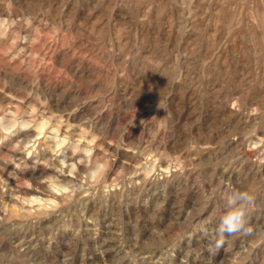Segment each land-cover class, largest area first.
<instances>
[{
  "label": "rangeland",
  "instance_id": "rangeland-1",
  "mask_svg": "<svg viewBox=\"0 0 264 264\" xmlns=\"http://www.w3.org/2000/svg\"><path fill=\"white\" fill-rule=\"evenodd\" d=\"M158 1L140 0L144 15L130 0H0V170L15 146L8 119L29 109L51 122L74 113L81 137L67 142L94 149L59 177L45 138L21 145L17 186L0 183V264H264V1L226 0L224 20L214 0ZM237 189L255 197L257 231L209 252Z\"/></svg>",
  "mask_w": 264,
  "mask_h": 264
},
{
  "label": "bare ground",
  "instance_id": "bare-ground-1",
  "mask_svg": "<svg viewBox=\"0 0 264 264\" xmlns=\"http://www.w3.org/2000/svg\"><path fill=\"white\" fill-rule=\"evenodd\" d=\"M126 1V0H125ZM159 1H161V0H159ZM158 1V2H159ZM163 1V0H162ZM207 1V0H206ZM215 2H214V8L216 9L217 8V10H216V15H217V17H218V19L220 18L221 20L223 19H225L227 16H228V9H227V3H226V0H214ZM262 1H264V0H262ZM124 2V1H123ZM132 2H134V6L132 5ZM139 2H140V0H130V2H125L124 4H127V8H128V10L130 11V13L131 12H133V11H135V12H139V13H141V14H144V9L140 6V4H139ZM152 2V1H151ZM167 2H168V0H166V3H165V1H164V4H167ZM181 2V1H180ZM188 2V1H187ZM195 3H196V5H198L199 4V0H195L194 1ZM210 2V4L212 3V0L211 1H209ZM238 2V1H237ZM141 3V2H140ZM153 3V2H152ZM160 3V2H159ZM256 3V2H255ZM188 4H189V2H188ZM251 4V3H250ZM119 5V4H118ZM200 5V4H199ZM143 6V5H142ZM162 6H164L163 4H162ZM161 6V7H162ZM248 6V5H247ZM165 7V6H164ZM192 7V6H191ZM154 8V7H153ZM155 8H157L158 9V7H155ZM196 8V7H195ZM242 8V7H241ZM251 8V7H250ZM126 9V8H125ZM148 9V8H147ZM160 9V8H159ZM164 9H166V8H164ZM191 9H193V8H191ZM197 9V8H196ZM255 9H256V6H255ZM122 10V9H121ZM154 10V9H153ZM162 10V9H161ZM239 10V9H238ZM192 11V10H191ZM231 11V10H230ZM82 12H83V10H82ZM114 12V11H113ZM121 12V11H120ZM160 12V11H159ZM129 13V14H130ZM259 13H261V12H259ZM262 13H264V8H262ZM13 14V13H12ZM138 14V13H137ZM147 14H148V12H147ZM164 14V13H163ZM257 14V13H256ZM255 14V15H256ZM5 15V14H4ZM145 15V14H144ZM167 15V14H166ZM196 15V14H195ZM251 15H252V13H251ZM3 16V15H2ZM104 16V15H103ZM161 16V15H160ZM245 16H246V14H245ZM158 17V16H157ZM257 17V16H256ZM159 18H161V17H159ZM255 18V17H254ZM253 18V19H254ZM259 18H261V17H259ZM2 19V18H1ZM5 19V18H4ZM193 19V18H192ZM217 19V18H216ZM14 20V19H13ZM83 20V19H82ZM167 20V19H166ZM231 20V19H230ZM259 20V19H258ZM3 21V20H2ZM12 21V20H11ZM15 21V20H14ZM153 21H154V25H157L158 26V21H157V19L156 18H154L153 19ZM193 21V20H192ZM191 21V22H192ZM233 21V20H232ZM166 22V21H165ZM170 22V21H169ZM194 22V21H193ZM235 22V21H234ZM254 22V21H253ZM3 23V22H2ZM4 23H5V21H4ZM71 23V22H70ZM118 23V22H117ZM124 23V22H123ZM204 23V22H203ZM140 24H142V23H140ZM167 24V23H166ZM10 25V24H9ZM40 25V24H39ZM144 24H142V28L141 29H143V26ZM168 25V24H167ZM200 25V24H199ZM2 26V25H1ZM26 26V25H25ZM28 26V25H27ZM42 26V25H41ZM157 26H155V27H157ZM200 27V26H199ZM12 28H14L13 26H12ZM24 28V27H23ZM22 28V29H23ZM134 28V27H133ZM168 28H169V26H168ZM204 28V27H203ZM258 28V27H257ZM170 29V28H169ZM169 29H165L164 30V33H163V35L165 34L166 36L168 35L167 33H168V30ZM213 29V28H212ZM259 29V28H258ZM11 30V29H10ZM9 30V31H10ZM36 30V29H35ZM38 30V29H37ZM129 30V29H128ZM140 30V29H139ZM156 30H158V29H156ZM5 31V30H4ZM3 31V32H4ZM201 31V30H200ZM213 31L214 32H216L214 29H213ZM243 31V30H242ZM260 31V30H259ZM14 32V31H13ZM23 32V31H22ZM35 32V31H34ZM51 32V31H50ZM49 32V33H50ZM128 32V31H127ZM209 32V31H208ZM237 32V31H236ZM11 33V32H10ZM217 33V32H216ZM12 35H14V34H12ZM12 35H11V37H12ZM38 35V34H37ZM44 35H46V34H44ZM92 35H93V33H92ZM48 36V35H47ZM118 36V35H117ZM5 37V36H4ZM7 37H8V35H7ZM6 37V38H7ZM26 37H28V36H26ZM33 37V36H32ZM55 37V36H54ZM60 37V36H59ZM168 37H169V35H168ZM214 37H215V35H214ZM219 37V36H218ZM34 38H35V35H34ZM50 38V37H49ZM61 38V37H60ZM65 38V37H64ZM177 38V37H176ZM217 38V37H216ZM256 38V37H255ZM31 39H33V38H31ZM73 39V38H72ZM78 39V38H77ZM201 39V38H200ZM206 39V44H212L211 42H212V39H213V33H212V35H211V37H208V38H205ZM219 39V38H218ZM243 39V38H242ZM34 40V39H33ZM41 40V39H40ZM61 40H63L62 38H61ZM166 40V39H165ZM43 41V40H42ZM201 41V40H200ZM152 42V41H151ZM204 42V41H203ZM43 43H44V41H43ZM81 43V42H80ZM16 44L18 45V46H20L21 48H25V43H24V41H16ZM34 44V43H33ZM78 44H79V42H78ZM123 44V43H122ZM125 44V43H124ZM128 44V43H127ZM167 44V43H166ZM96 45V44H95ZM158 45V44H157ZM48 46V45H47ZM248 46V45H247ZM40 47V46H39ZM69 47V46H68ZM71 47V46H70ZM88 47H90V46H88ZM93 47V46H92ZM198 47V46H197ZM213 47V46H212ZM238 47V46H237ZM32 48V47H31ZM48 48V47H47ZM50 48V47H49ZM48 48V49H49ZM55 48V47H54ZM118 48V47H117ZM121 48V47H120ZM196 48V47H195ZM234 48V47H233ZM63 49H66L65 48V45H64V48ZM81 49V48H80ZM232 49V48H231ZM251 49V48H250ZM69 50V49H68ZM248 50V49H247ZM3 51V50H2ZM226 51V50H225ZM249 51V50H248ZM68 52H70V51H68ZM255 52H256V50H255ZM17 53V52H16ZM20 53V52H19ZM49 53V52H48ZM54 55L56 54L57 56H59L61 59H63V58H65V57H67V55H68V53H67V51H65V50H54ZM159 53V52H158ZM235 53V52H234ZM243 53V52H242ZM241 53V54H242ZM42 54V53H41ZM52 54V53H51ZM109 54V53H108ZM16 55V54H15ZM236 55V54H235ZM174 56V55H173ZM13 57H15V56H13ZM84 57V56H83ZM87 57V56H86ZM216 57V56H215ZM243 57V56H242ZM79 58H80V56H79ZM92 58V57H91ZM90 58V59H91ZM218 58V57H217ZM245 58V57H244ZM247 58V57H246ZM89 58H87V60H88ZM146 59V58H145ZM155 59V58H154ZM92 60H93V58H92ZM161 60V59H160ZM215 60H217V59H215ZM25 61V60H24ZM70 61L71 62H75L76 64L77 63H80V64H82L83 66H85V67H87V70H88V73L92 76V77H94V78H96V77H99V76H102L105 80L104 81H109L110 80V72H108V71H102L100 68L101 67H99V68H96V67H94V66H92V62L89 64L87 61H85V60H81V58H80V60L79 59H75L74 57H70ZM94 61V60H93ZM97 61V60H96ZM123 61V60H122ZM154 61V60H153ZM157 61V60H156ZM13 62V61H12ZM26 62H28V61H26ZM33 62V61H32ZM52 62V61H51ZM66 62V61H65ZM69 62V61H68ZM98 62V61H97ZM15 63V62H14ZM19 64H20V62H18ZM39 63V62H38ZM96 63V62H95ZM224 63V62H223ZM34 64V63H33ZM79 64V65H80ZM123 64V63H122ZM5 65V64H4ZM94 65V64H93ZM96 66H98V64L96 65ZM5 67V66H4ZM26 67V66H25ZM72 67V66H71ZM149 67V66H148ZM108 68V67H107ZM15 69V68H14ZM60 69V68H59ZM155 69V68H154ZM158 69V68H157ZM240 69H242V68H240ZM12 70V69H11ZM21 70V69H20ZM16 71H18L19 73H20V71L19 70H16ZM45 71V70H44ZM15 72V71H14ZM50 72V71H49ZM122 72V71H121ZM228 72V71H227ZM242 72V71H241ZM11 73V72H10ZM40 73V72H39ZM44 73V72H43ZM43 73H40V75L39 76H41V75H44ZM47 73V72H46ZM79 73V72H78ZM33 74H34V71H33ZM119 74V73H118ZM1 75V74H0ZM20 75V74H19ZM52 75V74H51ZM58 75V74H57ZM113 75V74H112ZM238 75V74H237ZM11 76H12V74H11ZM15 76V75H14ZM28 76V75H27ZM83 76V75H82ZM90 76V77H91ZM224 76V75H223ZM245 76V75H244ZM43 77V76H42ZM48 77V76H47ZM47 77L45 78V80L47 79ZM91 77V78H92ZM112 77V76H111ZM125 77V76H124ZM36 78V77H35ZM90 78V79H91ZM49 79H51V78H49ZM238 79V78H237ZM28 80V79H27ZM40 80L42 81V83H44V86L46 87V88H48L49 87V83H48V80L47 81H43L42 80V78L40 77ZM52 80H54V78H52ZM86 80V79H85ZM177 80V79H176ZM226 80V79H225ZM31 81V80H30ZM178 81V80H177ZM55 82V81H54ZM127 82V81H126ZM53 83V82H52ZM51 83V84H52ZM232 83V82H231ZM37 85V84H36ZM54 85V84H53ZM103 86V85H102ZM67 87V86H66ZM97 87H98V85H97ZM105 87V86H104ZM176 88V87H175ZM55 89V88H54ZM63 89V88H62ZM66 89V88H65ZM105 89V88H104ZM221 90V89H220ZM243 90V89H242ZM12 91V90H11ZM217 91V90H216ZM238 91V90H237ZM7 92H9V91H7ZM6 92V93H7ZM10 93V92H9ZM173 95V94H172ZM245 96V95H244ZM223 97H225V96H223ZM241 97V96H240ZM172 99V98H171ZM225 100V99H224ZM30 102H31V100H30ZM33 102V101H32ZM226 102H227V100H226ZM98 103V102H97ZM224 103V102H223ZM71 106V105H70ZM78 106V105H77ZM20 107H21V105H20ZM37 107V106H36ZM227 107V106H226ZM23 108V107H22ZM35 108V107H34ZM62 108V107H61ZM16 109V108H15ZM53 109V108H52ZM67 109V108H66ZM5 110V109H4ZM40 110V109H39ZM42 110V109H41ZM43 110H44V108H43ZM50 111V110H49ZM56 111V110H55ZM41 112V111H40ZM74 112V111H73ZM8 113V112H7ZM16 114V113H15ZM73 114L74 113H67V112H65V113H62V114H56V115H53L52 117H54V119L52 120L53 122H51V117H49L48 118V120H45L44 118H42L43 116V114L42 115H40V114H38L37 113V110H35V109H29L28 111H26L24 114H22L21 116H20V120L19 121H17V119L14 117V116H11L9 119H8V123L10 124V125H13L14 126V128L11 130V134L8 136V137H12L13 138V141H15V143H14V145L15 146H12V147H6V151H8V153H9V155L7 154V152H6V154L8 155V156H10V159H7L6 160V162L4 161V160H2V161H4L3 162V164H4V167L2 168V170H0V183L1 184H3V185H6V186H17V184H15V180H14V176H13V174H12V172H11V169L12 168H14V166H15V164L19 161V160H21L22 158H24V155H23V153H27V149H26V152H23L22 151V148H21V145L22 144H24V142L26 143V141H28L30 138L32 139V141H33V146L35 147V146H37V145H39L40 144V142H41V140H40V138H45L46 139V141H47V146H45V148H44V152H43V154H48V155H51L55 160H57V161H59V164L61 163V166H60V169L58 170V171H55L54 173H55V175L56 176H59V177H63V176H66V174L64 175V171H63V169H64V167H66V166H69V165H71V166H73V167H75L76 169H82L83 168V166H84V159H82V158H80L79 156H76L77 154V152L79 153V151H81V152H83V153H88L89 151L91 152L92 150L94 151V149H93V147H89V148H87V146L90 144V143H88V144H86V142H85V144L87 145H85L84 146V144H80V142H81V140H80V138L77 140V141H75V143H68L67 141L69 140L68 138L69 137H71V136H74V135H77L78 137H81V133H79V134H77V133H73V131L72 130H70V126H71V124H70V119L71 118H73ZM1 115V114H0ZM19 116V115H18ZM47 116V115H46ZM47 118V117H46ZM78 118V117H77ZM47 122H50V124H49V127H50V129H48V128H46V126H47ZM13 126H11V127H13ZM8 128H10V127H8ZM44 128L46 129L45 131H44ZM72 128V127H71ZM47 130H49L48 132H47ZM75 131V130H74ZM1 132V131H0ZM45 132H47V134L45 135ZM5 135V134H4ZM41 135V136H40ZM96 137V136H95ZM261 137V136H260ZM87 139V138H86ZM260 139V138H259ZM43 141V140H42ZM84 141V140H83ZM82 141V142H83ZM259 141V140H258ZM4 142V141H3ZM6 142V141H5ZM9 142V141H8ZM34 142L36 143V144H34ZM90 142V141H89ZM13 143V142H12ZM45 143V142H44ZM84 143V142H83ZM96 143V142H95ZM110 143V142H109ZM4 145V144H3ZM16 145H18V146H16ZM25 145V144H24ZM53 146H55V147H53ZM89 146H91V144L89 145ZM93 146V145H92ZM4 147V146H3ZM22 147H23V145H22ZM38 147V146H37ZM107 147V146H106ZM5 148V147H4ZM29 149V148H28ZM90 149V150H89ZM29 151V150H28ZM85 151V152H84ZM96 151V150H95ZM98 151V150H97ZM103 151V150H102ZM23 152V153H22ZM107 152V151H106ZM2 153V152H1ZM28 153H30V152H28ZM27 153V154H28ZM37 153V152H36ZM95 153V152H94ZM31 154V153H30ZM80 154V153H79ZM3 155H5V154H3ZM30 156H32V155H30ZM80 156H81V154H80ZM5 157V156H4ZM89 157V156H88ZM8 158V157H7ZM1 159V158H0ZM29 159V158H28ZM88 159V158H87ZM94 159H95V157H94ZM1 161V160H0ZM33 161V160H32ZM54 161V160H53ZM24 162V161H23ZM34 163V165L36 166V165H39V162H38V156L36 155L35 156V161L33 162ZM32 163V164H33ZM110 163V162H109ZM18 164H19V162H18ZM17 164V165H18ZM21 165V164H20ZM33 166V165H32ZM47 166H48V164H47ZM16 167V166H15ZM17 167H19V166H17ZM1 168V167H0ZM51 168V167H50ZM46 167H44V166H41L40 168H39V173H43V172H46ZM55 170H56V168H54ZM50 171V170H49ZM66 171V170H65ZM32 172V171H31ZM53 172V171H52ZM17 173V172H16ZM44 174V173H43ZM72 174V173H71ZM39 175V174H38ZM41 175V174H40ZM14 177V178H13ZM17 177V176H16ZM70 177V176H69ZM18 178V177H17ZM53 178V177H52ZM60 179V178H59ZM43 180V179H42ZM67 181H68V178L66 179ZM40 183V182H39ZM51 183H53V182H51ZM55 184V183H54ZM21 185V184H20ZM44 185L45 186H47V183L45 182L44 183ZM62 186V185H61ZM50 187V186H49ZM49 187H46V191L49 193V194H53L50 190H49ZM3 188V187H2ZM14 188V187H13ZM18 188V187H17ZM30 188V187H29ZM40 188V187H39ZM48 188V189H47ZM53 188V187H52ZM51 188V189H52ZM22 190V189H21ZM20 191V190H19ZM16 192H18V191H16ZM38 192V191H37ZM54 192V191H53ZM17 194H19V193H17ZM47 194V193H46ZM14 195V194H13ZM12 195V196H13ZM11 196V197H12ZM16 197V196H15ZM50 197V196H49ZM52 197H54V194L52 195ZM55 198V197H54ZM15 199V198H14ZM22 199V198H21ZM30 199V198H29ZM28 199V200H29ZM34 199H35V197H34ZM46 199V198H45ZM53 199V198H52ZM68 199V198H67ZM11 200V199H10ZM17 201H18V199H17ZM8 202V201H7ZM21 202V201H20ZM27 202H30V203H33L34 201H33V199L31 200V201H27ZM77 202V201H76ZM13 203H15V200H14V202ZM29 203V205H31ZM35 205V204H34ZM33 204H32V206H34ZM5 206V205H4ZM10 206V205H9ZM23 206V205H22ZM6 207V206H5ZM20 207H21V205H20ZM24 207H26V206H24ZM36 208H37V206H35ZM34 207V208H35ZM8 208V207H7ZM15 208V207H14ZM33 208V207H32ZM10 209V208H9ZM12 209V208H11ZM25 210V209H24ZM37 210V209H36ZM27 211V210H26ZM33 211V210H32ZM13 211H10L9 213H12ZM24 212V211H23ZM3 213H5L6 214V212H3ZM26 213V212H25ZM2 214V213H1ZM13 214V213H12ZM2 216V215H1ZM6 216V215H5ZM4 216V217H5ZM9 216H10V214H9ZM0 218H3V217H0ZM2 220V219H1ZM23 242V241H22Z\"/></svg>",
  "mask_w": 264,
  "mask_h": 264
},
{
  "label": "clouds",
  "instance_id": "clouds-1",
  "mask_svg": "<svg viewBox=\"0 0 264 264\" xmlns=\"http://www.w3.org/2000/svg\"><path fill=\"white\" fill-rule=\"evenodd\" d=\"M223 199L225 211L210 239L209 252L221 249L225 245L227 237L250 236L254 234V231H257L251 226L248 218L249 211L255 202V197L250 191L232 190L227 192Z\"/></svg>",
  "mask_w": 264,
  "mask_h": 264
}]
</instances>
